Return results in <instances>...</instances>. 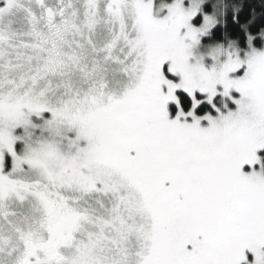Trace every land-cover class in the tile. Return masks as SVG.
<instances>
[{
  "label": "snow or ice",
  "instance_id": "1",
  "mask_svg": "<svg viewBox=\"0 0 264 264\" xmlns=\"http://www.w3.org/2000/svg\"><path fill=\"white\" fill-rule=\"evenodd\" d=\"M245 7L0 0V264H264Z\"/></svg>",
  "mask_w": 264,
  "mask_h": 264
},
{
  "label": "trees",
  "instance_id": "2",
  "mask_svg": "<svg viewBox=\"0 0 264 264\" xmlns=\"http://www.w3.org/2000/svg\"><path fill=\"white\" fill-rule=\"evenodd\" d=\"M245 4L244 16L249 14L252 7H255L258 12L264 10V0H245ZM185 104H187V102H185Z\"/></svg>",
  "mask_w": 264,
  "mask_h": 264
},
{
  "label": "rangeland",
  "instance_id": "3",
  "mask_svg": "<svg viewBox=\"0 0 264 264\" xmlns=\"http://www.w3.org/2000/svg\"><path fill=\"white\" fill-rule=\"evenodd\" d=\"M172 105H170V110H171V113H172V116L174 117L176 115V109L173 107V109L171 108ZM204 107H202V109H199V112L200 113H203L204 111ZM173 111V112H172Z\"/></svg>",
  "mask_w": 264,
  "mask_h": 264
},
{
  "label": "flooded vegetation",
  "instance_id": "4",
  "mask_svg": "<svg viewBox=\"0 0 264 264\" xmlns=\"http://www.w3.org/2000/svg\"><path fill=\"white\" fill-rule=\"evenodd\" d=\"M174 105L171 106V108L173 109ZM175 108V107H174ZM202 109V108H201ZM173 112V111H172Z\"/></svg>",
  "mask_w": 264,
  "mask_h": 264
}]
</instances>
